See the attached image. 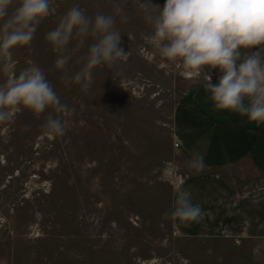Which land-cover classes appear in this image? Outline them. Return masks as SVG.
I'll return each mask as SVG.
<instances>
[{"label":"rangeland","instance_id":"obj_1","mask_svg":"<svg viewBox=\"0 0 264 264\" xmlns=\"http://www.w3.org/2000/svg\"><path fill=\"white\" fill-rule=\"evenodd\" d=\"M140 2L52 0L30 45L12 50L13 71H0L4 84L39 66L71 109L37 116L18 106L0 122V264H264V124L254 123L255 175L237 166L189 170L181 142L188 130L176 116L203 111L223 130L241 115L214 107L205 73L190 76L159 56ZM74 4L88 15L112 14L127 53L66 84L45 37ZM68 67L71 74L82 63ZM209 75L215 85L219 70ZM50 115L63 120L62 134L42 127ZM185 183L216 185L204 198L216 207L201 202L212 214L190 223L170 215Z\"/></svg>","mask_w":264,"mask_h":264},{"label":"clouds","instance_id":"obj_2","mask_svg":"<svg viewBox=\"0 0 264 264\" xmlns=\"http://www.w3.org/2000/svg\"><path fill=\"white\" fill-rule=\"evenodd\" d=\"M51 6L52 0H0V58L4 61L0 71H13L12 50L30 45ZM139 8L152 29L150 41L160 57L173 64L180 62L190 76L206 74L205 88L216 109L264 124V0H165L162 7L141 0ZM45 39L56 53L54 63L66 84L87 81L94 68L115 65L127 53L120 47L121 33L112 14L88 15L75 4ZM74 58L82 67L70 74L68 66ZM211 69L220 73L215 85ZM18 106L37 116L46 109L71 111L35 64L0 84V122L8 121L11 109ZM42 127L56 135L65 130L63 120L53 115ZM204 166V152L194 148L188 169L199 172ZM200 214L190 191L178 188L170 215L190 223Z\"/></svg>","mask_w":264,"mask_h":264},{"label":"crops","instance_id":"obj_3","mask_svg":"<svg viewBox=\"0 0 264 264\" xmlns=\"http://www.w3.org/2000/svg\"><path fill=\"white\" fill-rule=\"evenodd\" d=\"M213 114L218 116L217 112L215 113L213 111L211 116H213ZM231 118V127L227 125L223 130H215V127L212 125L213 119H206L203 111L201 112V115L197 112L191 117L188 115H178L176 116V119L179 120L178 123L181 126L184 125L188 130V133H181V142L186 146L190 156L194 148H201L204 152L205 165L225 167L237 166L239 169H243V171H241L242 173L249 176H252L251 173L255 175V172L257 171L256 164L258 163L256 152V126L243 116H237L236 118L233 115ZM236 123L239 125H235ZM218 132L223 138L221 141H218V139L216 140L215 138L219 137L217 135ZM261 159H264V154ZM212 186L216 185L214 183H190V186L189 183H185L184 185V188L190 191L193 203L198 204L201 208L199 218H205L207 217L206 214H212L207 213V209H203L201 202L206 203L209 206L213 205L214 207L218 204L217 200L216 202L204 200L205 197L210 199V195L214 194L213 190L210 189ZM199 195L201 196V199L198 197ZM249 203L252 205L250 207L252 212V210L254 211L256 209L254 205L255 203L251 202V200H249Z\"/></svg>","mask_w":264,"mask_h":264}]
</instances>
